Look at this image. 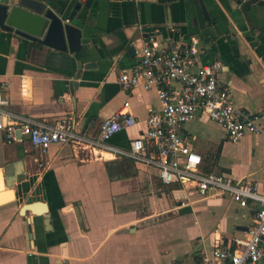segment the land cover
<instances>
[{"label":"crops","instance_id":"crops-1","mask_svg":"<svg viewBox=\"0 0 264 264\" xmlns=\"http://www.w3.org/2000/svg\"><path fill=\"white\" fill-rule=\"evenodd\" d=\"M52 3L65 17L75 14L83 51L28 52L27 42L0 28V85L9 113L49 125L69 120L91 140H98L107 118L133 115L135 126L108 142L129 150L145 136L150 113L161 103L155 89L125 90L121 74L137 68L142 43L152 36L184 45L194 38L198 63H219L220 85L264 127V0ZM78 62L95 67L83 69L75 81ZM182 134L202 157L205 173L264 190L262 136L232 143L202 115ZM17 138L9 144L0 132V264H201L217 244L248 238L254 225L255 202L240 207L226 195L202 197L165 186L155 168L101 157L88 144L51 146L41 171L28 138L19 132ZM35 202L47 205V223L43 216H21L23 206Z\"/></svg>","mask_w":264,"mask_h":264},{"label":"built area","instance_id":"built-area-1","mask_svg":"<svg viewBox=\"0 0 264 264\" xmlns=\"http://www.w3.org/2000/svg\"><path fill=\"white\" fill-rule=\"evenodd\" d=\"M192 43L163 42L152 36L142 43V58L137 68L121 74L119 82L125 90L155 89L161 103L160 109L150 113L145 136L133 140L129 150L114 148L108 142L116 134L135 126L133 115L119 113L107 118L100 127L98 140H91L76 132L69 120L49 125L9 113L1 85L0 132L5 134L9 144L19 141L18 132L27 137L38 154L36 163L41 171L48 165L51 146L88 144L98 150L101 157H126L155 168L165 186L178 185L202 197L226 195L240 207L255 202L258 207L248 238L234 239L227 246L217 244L201 264H264V190L261 191L257 183L244 184L229 175L205 173L202 157L182 134L184 126L199 115L221 126L232 143L247 136L264 138V127L258 115L238 107L220 85L219 63H198L194 38ZM23 88L29 91L25 77Z\"/></svg>","mask_w":264,"mask_h":264},{"label":"water","instance_id":"water-1","mask_svg":"<svg viewBox=\"0 0 264 264\" xmlns=\"http://www.w3.org/2000/svg\"><path fill=\"white\" fill-rule=\"evenodd\" d=\"M74 13L63 16L52 0H8L0 4V28L13 33L22 42L28 43V52L35 47H49L60 52L72 54L83 51V32L74 22ZM134 49H130L133 53ZM94 64L77 63L75 81L83 69L94 68ZM77 87V82H74ZM43 216L47 221L50 216L45 203L35 202L23 206L21 216L28 214Z\"/></svg>","mask_w":264,"mask_h":264}]
</instances>
